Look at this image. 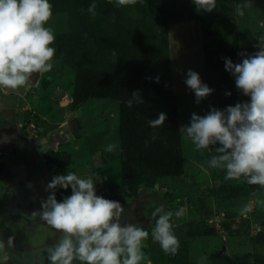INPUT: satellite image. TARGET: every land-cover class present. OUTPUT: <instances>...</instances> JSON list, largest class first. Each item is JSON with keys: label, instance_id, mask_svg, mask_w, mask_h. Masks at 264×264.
Wrapping results in <instances>:
<instances>
[{"label": "trees", "instance_id": "1", "mask_svg": "<svg viewBox=\"0 0 264 264\" xmlns=\"http://www.w3.org/2000/svg\"><path fill=\"white\" fill-rule=\"evenodd\" d=\"M49 2L54 21L50 19L47 26L56 37L51 45L56 49L54 59L60 61L61 69L74 74L72 105L76 108L86 100L97 98L119 103L118 145L113 152H107L109 158L115 157L120 170V183L113 186V190H117V194L132 195L141 187L153 186L161 178L183 175L184 153L169 44L168 0H138L130 6H119L116 0ZM93 3L96 5L94 14L88 11ZM185 5L188 18L199 22L202 34L212 38L206 45L204 69L215 77L213 89L241 94L235 78L225 70V58L239 63L235 56L238 39L235 37L227 43V38L236 34L235 0H216L213 12L197 11L192 0H186ZM221 34L223 37L218 38ZM157 77L159 82H156ZM135 91H139L144 103L134 102L129 108L127 101ZM161 111L167 115L165 124L150 128L148 120L157 118ZM145 141H148L147 146ZM65 156L67 164L70 163L71 156ZM262 193L264 189L249 184L224 183L213 190L215 204ZM197 203L194 205L199 218L187 224L185 239L179 243L173 264H188L189 238L219 233L210 223L216 215H222L220 227L223 230L239 235L246 226L249 236L248 216L241 217L230 208L221 212L203 200ZM236 218L240 219L239 225L233 226ZM250 239L255 249L264 250V228L259 227Z\"/></svg>", "mask_w": 264, "mask_h": 264}, {"label": "clouds", "instance_id": "2", "mask_svg": "<svg viewBox=\"0 0 264 264\" xmlns=\"http://www.w3.org/2000/svg\"><path fill=\"white\" fill-rule=\"evenodd\" d=\"M116 3L130 6L138 0H116ZM192 3L197 11L213 12L216 7V0H192ZM250 7L249 0H244L237 5L236 14L242 17L243 9ZM95 8L93 3L88 11L94 14ZM52 15L49 0H0V88L18 90L26 87L34 74L52 71L56 49L51 45L56 37L47 26ZM252 36L256 40L254 53H238L243 57L239 63L225 58V70L235 78L236 88L249 101L223 110L212 107L203 116L192 113L189 124L182 125L180 131L197 150L214 148L216 155L207 165L224 170L226 180L243 178L247 184L264 189V33ZM184 82L194 92L197 104L214 91L191 69ZM225 95L231 96V92ZM134 102L144 103L139 91L132 93L127 106L131 108ZM166 119V113L161 111L147 123L157 129ZM151 139H156L155 133ZM116 147L110 143L105 151L113 152ZM58 188H70L71 194L58 200ZM45 191L46 199L27 218L33 222L38 219L59 233L55 243L44 249L48 264H141L145 260L143 247L149 233L134 223H122L121 203L97 195L91 177L81 178L75 172L57 174ZM252 211V204L247 203L239 209V215L247 218ZM184 212L183 208L173 213L159 206L152 213L158 219L151 237L165 254L178 252L179 240L171 220L173 215L181 217Z\"/></svg>", "mask_w": 264, "mask_h": 264}, {"label": "rangeland", "instance_id": "3", "mask_svg": "<svg viewBox=\"0 0 264 264\" xmlns=\"http://www.w3.org/2000/svg\"><path fill=\"white\" fill-rule=\"evenodd\" d=\"M185 1L168 0L170 10L168 18L169 44L181 126L189 124L192 113L203 116L212 107L223 110L227 106H235L236 103H243L249 99L242 93H232L231 96H226L225 93L213 89L216 85L215 77L204 69V61L208 53L206 45L212 38L202 34L199 22L188 18ZM243 2L244 0H235V10L237 5ZM249 2L251 7L243 9L244 15L242 17L238 16L235 11L236 36L231 34L227 38V43H230L235 37L239 41L238 50L235 52L238 62H241L243 58L238 53L251 54L257 50L253 47L256 40L252 34L264 33V0H249ZM51 21H54V18ZM222 37L221 34L218 38ZM53 65L52 71L45 73V81H49V85L44 91L45 94L40 95L37 100L33 96L29 100L33 105L34 102L39 105V107L35 105L38 112L41 111L52 122L54 120L49 116L51 112H55V115L61 119V110L56 99L52 97L51 88L60 84L64 85L67 89L66 96L71 99L74 81V74L66 68L61 69L58 59L53 60ZM189 69L197 72L201 81L214 90L199 104L195 102L194 92L184 82ZM75 118L79 122V126L76 139L71 142L75 145L78 144L79 148L73 150L72 144L68 143L62 144L61 147V149L71 153L72 156V164L69 165L68 170L75 172L81 178L90 177L92 171L99 170L109 183L119 184V165L115 157L109 158L105 151L106 146L110 143L118 145L119 103L106 98L86 100L75 108ZM182 147L184 174L179 177L161 178L156 181L157 188H153L154 192L163 196L167 202L165 203V211L175 213L180 208L185 209L183 216L176 217L173 215L171 220L173 232L179 243L185 239L187 224L199 218L195 205L200 200L206 202L208 206L218 207L221 212L226 211L227 208L239 212V209L247 203H251L253 206V211L248 215L250 218L249 236L246 235L248 232L246 226H243L239 235L223 230L220 227V222L223 220L222 215H216L210 223L219 230V233L210 237L188 239V264H262L261 262H264V250L262 248L255 249L250 237L256 235L259 227L264 228L262 225L264 224V193L240 198L236 201L220 200V203L215 204L214 189L218 190L219 186L224 183L247 184L246 181L243 178L239 181L226 180L224 170L208 167L207 161L216 155L214 148L211 151L208 149L197 150L183 133ZM92 148L95 151H92ZM148 206L149 212H140L139 225L136 224V226L143 228L147 226L146 231L152 232L158 218L153 219L154 207L151 203ZM128 211L129 209L126 210V212ZM2 221H8L10 227L0 230V233L5 232L8 237L15 234L16 231L11 226L12 221L8 219V215L0 212V225L3 224ZM239 222L240 219L236 218L233 226L239 225ZM19 234L23 235L21 232ZM47 235L59 237L56 230L50 226L46 229L45 226L44 232L38 235L43 243L42 247H45ZM39 238H32L30 241L36 242L40 240ZM22 239H24V235ZM56 240H53V243ZM148 246L155 255H148L141 264H148V261H151V264H170L166 256H160L163 250L157 242L151 240ZM38 252L30 255L33 260L32 263L29 260H24L22 264H40Z\"/></svg>", "mask_w": 264, "mask_h": 264}, {"label": "flooded vegetation", "instance_id": "4", "mask_svg": "<svg viewBox=\"0 0 264 264\" xmlns=\"http://www.w3.org/2000/svg\"><path fill=\"white\" fill-rule=\"evenodd\" d=\"M32 78H36L37 81L34 82ZM32 78L26 87L18 90L0 88V102L5 99L10 106L8 109H3V105L0 103V129L9 126V129L22 134L19 138L15 136L10 148L0 149V212L8 216L13 213V208H20L21 205L24 206L28 215L32 211L38 210L41 206V200L46 199L48 195L45 189L52 177L71 172L68 170L69 165L72 164L71 153L61 149V147L62 144H72L71 141L76 139L75 136L78 132L79 122L75 118V107L71 102L61 104L62 98L69 101L65 86L60 84L51 88L52 97L56 99L61 110V119L55 115V112L50 111L49 116L54 120L52 122L41 111L38 112L37 107L39 105L35 102L33 105L29 101L32 96L36 97L35 100H37L48 87L49 81H45V74H34ZM59 89H63L65 92L61 98H57L55 94V91ZM10 137L12 138L11 132L9 133ZM2 143L6 142H0L1 145H4ZM72 146L73 150L79 148L78 144H72ZM65 154L71 156L68 164ZM90 177L95 181L97 195L121 203L124 209L122 223L131 222L139 225L140 212H149V203L154 207L153 211L159 206L166 208L165 203L167 202L163 196L154 192L157 183L151 187H141L132 195H123L117 194V190H113L112 187L117 184L109 183L99 170L92 171ZM70 194V188L68 190L58 188L56 191L58 200ZM128 209L129 211L126 212ZM155 218L153 217V219ZM9 225V222L5 223L4 221L0 225V230L9 228ZM45 226L46 229L49 228L46 223L38 219L35 222L26 219L22 229H16L18 233H23L24 239L18 238L16 234L8 237L7 233L2 232L0 234V264H22L24 260H29L32 263L33 260L30 255L36 251L41 253L39 263L42 264L44 262L42 257L44 249L57 239V236L47 235L45 247H42L43 243L38 235L43 233ZM144 227L141 228L146 231L148 227ZM148 233L149 237L143 247L145 257L155 255L148 246L153 240L151 232ZM9 238H11V242H9ZM32 238H39L40 240L32 242L30 241ZM4 247L10 248L12 252H7ZM25 249L26 251H24ZM160 256H166L169 263L173 264L176 254H165L162 251ZM47 263L45 258V264Z\"/></svg>", "mask_w": 264, "mask_h": 264}, {"label": "water", "instance_id": "5", "mask_svg": "<svg viewBox=\"0 0 264 264\" xmlns=\"http://www.w3.org/2000/svg\"><path fill=\"white\" fill-rule=\"evenodd\" d=\"M37 77V79H38V75L36 76ZM32 78V77H31ZM37 79L36 78H32V80L34 81V82H36L37 81ZM65 92H64V90L63 89H59V90H56L55 91V94H56V97L57 98H61L62 96H63V94H64ZM2 105H3V109H8V108H10V106H8V103H7V101L5 100V99H2L1 100V102H0ZM65 103H68V100H66V99H64V98H62L61 99V104H65ZM10 127L9 126H5L4 128H1L0 129V142H6V143H2V144H4V145H1L0 146V149H8V148H10L11 147V144L13 143L12 141L15 139V136H17V138H19L22 134H21V132H15L13 129L11 130V129H9ZM11 132V134H12V138L10 137L9 138V133ZM17 206V205H16ZM14 210H13V213L12 214H10L9 216H8V219H10L11 221H12V227H13V229H19V228H21L22 229V226L24 225V223H25V220L26 219H28L27 218V216H28V214L26 213V209L24 208V206H20V208H13ZM6 222H8V221H5V223ZM10 224V223H9ZM43 228H45V227H43ZM53 229V228H52ZM17 230H16V232H15V234H16V236L18 237V238H20V239H22L23 238V235H20L18 232H17ZM44 230L45 229H43V232H44ZM55 230V229H54ZM1 234V233H0ZM19 236H18V235ZM59 237H57V239H58ZM3 242V241H2ZM5 243L7 244V242H6V240H5ZM4 250H6L7 252H12V250L10 249V248H8V247H4ZM25 251H26V249H25ZM43 252V251H42ZM42 257L44 258V262L42 263V264H45V255L42 253ZM38 256H40V258H41V253H39L38 252ZM48 264V263H47Z\"/></svg>", "mask_w": 264, "mask_h": 264}]
</instances>
